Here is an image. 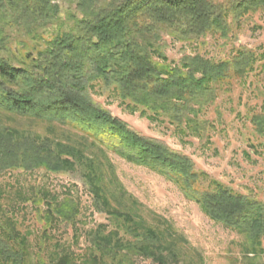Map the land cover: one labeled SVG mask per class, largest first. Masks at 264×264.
Returning a JSON list of instances; mask_svg holds the SVG:
<instances>
[{
  "label": "trees",
  "instance_id": "16d2710c",
  "mask_svg": "<svg viewBox=\"0 0 264 264\" xmlns=\"http://www.w3.org/2000/svg\"><path fill=\"white\" fill-rule=\"evenodd\" d=\"M261 12L264 0H0V113L44 126L40 134L0 122V175L80 170L94 209L109 219L86 233L82 264H136L139 256L154 264H204L167 220L125 190L106 151L173 182L211 220L242 236L243 256H264L263 200L143 135L91 94L113 92L130 111L166 122L184 137L207 139L212 123L204 115L217 100L218 86L263 71L264 52L238 45L218 61L196 53L174 63L163 36L203 42L216 35L226 41L237 25ZM249 122L252 135L264 139L263 105ZM258 144L264 142L249 146L254 151ZM20 195L15 203L38 210L47 236L55 225L73 226L80 214L70 195ZM53 253L58 256L41 264H78L70 248ZM27 255V236L0 204V264H27Z\"/></svg>",
  "mask_w": 264,
  "mask_h": 264
},
{
  "label": "rangeland",
  "instance_id": "374dc122",
  "mask_svg": "<svg viewBox=\"0 0 264 264\" xmlns=\"http://www.w3.org/2000/svg\"><path fill=\"white\" fill-rule=\"evenodd\" d=\"M162 40L165 42L166 56L174 63L184 55L196 53L218 61L230 57L238 45L259 53L264 52V12L254 14L237 25L226 41L216 35H208L203 42H179L169 36H163ZM262 75L264 70L258 74L249 73L237 77L232 82L218 86L217 100L204 115L212 123L207 139L193 135L184 137L166 122L150 121L138 112L125 108L113 92L99 89L91 94L96 102L143 135L185 153L215 179L264 201V145L258 144L254 151L249 146L251 142H264V139L257 140L252 135L249 122V117L258 112L261 105L264 106ZM0 122L20 130L40 134L44 131L41 124L16 116L0 113ZM106 153L125 190L146 208L167 220L175 233L183 236L201 254L204 264H228L234 259L237 264H264L262 255L243 256L239 245L242 236L211 220L196 203L187 200L173 182L113 152ZM39 190L48 191L60 199L70 195L77 200L80 214L75 224H58L52 228L50 237L46 235L48 233L43 234L38 210L31 204L15 203L22 192L30 196ZM0 195L3 209L12 213L19 230L27 236V264H41L49 256L55 258L58 255H53V252L61 247L70 248L77 256L78 264H82V253L88 247L86 233L99 223H109L106 216L94 209L80 170L66 174L47 172L40 168L6 171L0 175ZM125 207L130 206L126 204ZM146 220L155 222L148 216ZM135 262L154 264L141 256ZM178 264H182V261Z\"/></svg>",
  "mask_w": 264,
  "mask_h": 264
}]
</instances>
